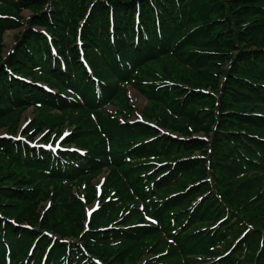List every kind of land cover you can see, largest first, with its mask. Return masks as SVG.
I'll return each mask as SVG.
<instances>
[{
  "label": "trees",
  "instance_id": "trees-1",
  "mask_svg": "<svg viewBox=\"0 0 264 264\" xmlns=\"http://www.w3.org/2000/svg\"><path fill=\"white\" fill-rule=\"evenodd\" d=\"M53 111L75 129L57 152L34 142ZM3 126L0 264H264V0H0ZM105 170L85 228L73 189Z\"/></svg>",
  "mask_w": 264,
  "mask_h": 264
},
{
  "label": "rangeland",
  "instance_id": "rangeland-1",
  "mask_svg": "<svg viewBox=\"0 0 264 264\" xmlns=\"http://www.w3.org/2000/svg\"><path fill=\"white\" fill-rule=\"evenodd\" d=\"M33 10L32 9H26L21 13L22 22H27L32 17ZM24 30V29H23ZM22 28L17 30H7L3 33L2 40L3 44L5 46L3 54L7 55L10 50H12L16 43L19 36H21ZM126 103L131 108V119L134 118H144L143 112L145 109L149 106V102L145 96H143L136 88H134L131 85H128L126 88ZM124 106L123 103H115L111 106L107 107V111L113 116L120 118L123 114ZM37 110L29 109L28 111L24 112L21 115V118L18 122V130L17 134L15 136H21L25 132V130L28 128L30 122L35 119ZM42 118H45L46 120H53L57 123V121H62L61 118L64 119V124L60 128H55L56 130L49 133L48 131L44 130L41 133L36 136V140L34 141L39 147L43 146V148L49 150L52 149L54 152L59 151L61 146L63 148L67 147L69 144L66 143L67 139L73 134L74 130L71 124H68L67 122L71 120L73 117L72 115H65L63 116L58 111H53L50 113H44ZM76 117V116H75ZM57 119V120H56ZM9 126H3V128H0V136H4L8 134ZM51 134V139L53 141L51 142H43V138H47L48 135ZM200 136H203L200 133ZM44 143V144H42ZM46 143H50L52 145H45ZM73 147H76L73 145ZM84 153V151H83ZM109 176V171L105 170L103 173L98 175L92 182L91 185H93L94 190H90L88 188L82 187V188H74L73 191L78 198V200L81 202L82 210L84 213V219L83 224L84 227H89L90 223L94 217L95 214L99 213L103 210L105 207L104 202L106 199H103V193L106 186V180ZM108 198H111L107 195ZM114 198V196H112ZM54 201L47 199L43 200L39 203L37 209H38V217L32 219V223L34 225H37L38 223H41L42 217L48 212L53 205ZM152 255H146V257H141L136 264H145L144 260L149 259Z\"/></svg>",
  "mask_w": 264,
  "mask_h": 264
}]
</instances>
